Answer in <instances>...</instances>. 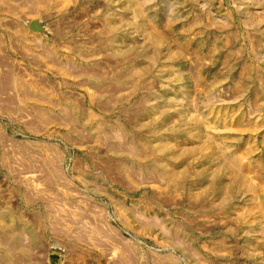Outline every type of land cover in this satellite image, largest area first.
Segmentation results:
<instances>
[{
  "label": "rangeland",
  "instance_id": "obj_1",
  "mask_svg": "<svg viewBox=\"0 0 264 264\" xmlns=\"http://www.w3.org/2000/svg\"><path fill=\"white\" fill-rule=\"evenodd\" d=\"M0 264H264V0H0Z\"/></svg>",
  "mask_w": 264,
  "mask_h": 264
},
{
  "label": "water",
  "instance_id": "obj_2",
  "mask_svg": "<svg viewBox=\"0 0 264 264\" xmlns=\"http://www.w3.org/2000/svg\"><path fill=\"white\" fill-rule=\"evenodd\" d=\"M34 28V26H32Z\"/></svg>",
  "mask_w": 264,
  "mask_h": 264
}]
</instances>
